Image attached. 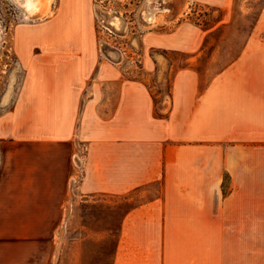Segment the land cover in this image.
Segmentation results:
<instances>
[{"label":"crops","instance_id":"0c3cea01","mask_svg":"<svg viewBox=\"0 0 264 264\" xmlns=\"http://www.w3.org/2000/svg\"><path fill=\"white\" fill-rule=\"evenodd\" d=\"M159 2L145 11V49L191 62L212 30L181 18L193 4L228 13L234 0ZM19 40L24 77L0 117V226L62 227L80 199L135 196L112 264H264V7L220 73L188 65L169 91L168 59L143 58L161 71L151 86L123 49L116 61L101 53L91 0H61Z\"/></svg>","mask_w":264,"mask_h":264},{"label":"rangeland","instance_id":"374dc122","mask_svg":"<svg viewBox=\"0 0 264 264\" xmlns=\"http://www.w3.org/2000/svg\"><path fill=\"white\" fill-rule=\"evenodd\" d=\"M91 2L101 53L113 60L110 54L114 48L123 49L126 59H131V76L145 75L151 86L155 85L161 71L158 67L144 69L143 58L147 55L168 59L172 66L168 69L164 91L170 90L176 72L188 65L206 79L220 73L237 57L264 7V0H234L227 13L214 6L191 5L181 20L189 18L202 30L212 32L205 39L202 54L189 62L181 53L145 49L143 36L151 31L153 17L152 11L146 14L145 11L148 8L159 12V0ZM60 3L61 0H50L49 14L42 19H31L26 0H0V117L11 110L24 77L23 67L13 50L21 40L20 30L51 19ZM110 17L119 18L124 28H112L107 22ZM225 20L227 22L223 23ZM176 24L169 23L160 31L170 32ZM81 200L69 211L66 226H0V264H112L122 219L140 199L135 196L132 200L130 197L112 198L110 203Z\"/></svg>","mask_w":264,"mask_h":264},{"label":"bare ground","instance_id":"6f19581e","mask_svg":"<svg viewBox=\"0 0 264 264\" xmlns=\"http://www.w3.org/2000/svg\"><path fill=\"white\" fill-rule=\"evenodd\" d=\"M26 1H27L26 7L28 8L29 16L31 19H42L49 14V7H50L49 2H50V0H26ZM173 1H175V0H173ZM170 3H172V2H170ZM174 4L173 3L171 4L172 8H173ZM179 4H181V3L179 2ZM179 4H177V5H179ZM175 10H178V9H175ZM171 13H173V12H171ZM174 13H176V12H174ZM107 22L111 23L110 25L112 26V28L114 27L117 30H122L124 28L123 22L119 18H111L110 17L107 19ZM110 56L114 61H116V59L118 58V54H116V53H111Z\"/></svg>","mask_w":264,"mask_h":264},{"label":"built area","instance_id":"2783aa9c","mask_svg":"<svg viewBox=\"0 0 264 264\" xmlns=\"http://www.w3.org/2000/svg\"><path fill=\"white\" fill-rule=\"evenodd\" d=\"M106 29H107V28H106ZM78 167H80V165H79Z\"/></svg>","mask_w":264,"mask_h":264}]
</instances>
